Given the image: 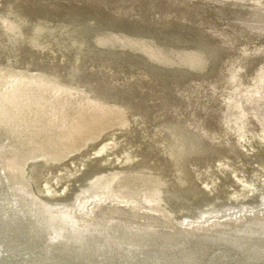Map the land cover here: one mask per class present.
Listing matches in <instances>:
<instances>
[{"label": "bare ground", "instance_id": "bare-ground-1", "mask_svg": "<svg viewBox=\"0 0 264 264\" xmlns=\"http://www.w3.org/2000/svg\"><path fill=\"white\" fill-rule=\"evenodd\" d=\"M106 1L147 6L148 19L155 5L171 26L196 16L164 6L166 0ZM235 16L264 22V13ZM0 18V264H264L258 195L228 201L237 199L243 180L264 170V148L248 150L244 135L221 120L218 103H208L202 116L196 109L188 120L174 121L152 102L160 93L154 82L169 88L176 76L211 80L222 49L184 35L100 26L77 10L48 20L26 13L19 0H4ZM8 18L33 26L25 40L14 43ZM41 27L63 29L60 45L44 48L35 35ZM188 28L201 36L200 27ZM166 46L177 50L167 53ZM176 52L209 55L213 63L203 71L174 65L168 59ZM114 63L121 67L102 78ZM247 68L264 71V60ZM262 74L246 78L250 97L261 95ZM120 142L130 146L104 160ZM79 157L88 165L63 189L64 200L40 192L41 177L63 174L59 167ZM198 190L210 197L191 209Z\"/></svg>", "mask_w": 264, "mask_h": 264}, {"label": "rangeland", "instance_id": "rangeland-1", "mask_svg": "<svg viewBox=\"0 0 264 264\" xmlns=\"http://www.w3.org/2000/svg\"><path fill=\"white\" fill-rule=\"evenodd\" d=\"M3 2L4 0H0V7ZM19 4L26 13L48 20H51L53 14L61 12L72 17L77 10L90 15L100 26L125 28L122 30L129 32L144 29L159 34L184 35L202 44L218 46L222 49L223 58L216 76L209 81L201 82L191 78L183 80L181 76H176L169 88L163 82H154L152 87L158 88L160 93L156 97L158 100L154 96L152 102H157L158 112L170 110V119L174 121L180 120L181 116L185 121L188 120L196 109H199L202 116L205 114L208 103H218L222 108L221 120H225V124L231 126L234 135H244L249 141L248 150L260 152V149L264 148V145L258 146L255 140L257 138L264 142V81H261L260 85L261 95L250 97L251 92L248 87L250 79H246L249 75L251 77L253 72L256 75L255 78L261 77L264 72L261 69L248 72L249 68H247L250 62L264 60V22L258 25V23L239 20L235 16L243 11L252 14L264 13V0H166L164 6L175 4L179 11L188 9L196 15L191 21L183 18L177 26L168 24V15L165 11L158 8L159 12L156 14L155 5L150 8L152 19H148L147 6L128 1L19 0ZM188 26L200 27L201 36L194 33ZM114 64L115 67L113 64L111 66L112 73L103 70L102 78L115 74L117 68L121 67L117 63ZM129 146L130 144L126 142H120L117 147L111 145L103 155V159L111 160L114 152L125 150ZM86 165H88L86 161L79 157L69 167H59L61 168L59 170H64V178H60L63 174L56 170L47 173L39 179L40 192L43 195L64 200L68 194H64L63 189L70 190V186H73L78 176L86 170ZM199 178L198 182L203 186L205 179ZM254 190H260L262 193L254 194ZM256 195L259 197L258 204L264 208V170L261 168H258L250 179L242 181L237 199L228 201L235 203L234 201L240 199L241 202H247L249 201L246 200L247 198ZM207 197L209 198L210 194L206 191L195 192L190 198L191 209L198 208L197 204ZM240 206L250 207L248 204ZM182 222L189 223L190 218H185ZM235 228L229 227L231 230ZM216 232H222V230Z\"/></svg>", "mask_w": 264, "mask_h": 264}, {"label": "water", "instance_id": "water-1", "mask_svg": "<svg viewBox=\"0 0 264 264\" xmlns=\"http://www.w3.org/2000/svg\"><path fill=\"white\" fill-rule=\"evenodd\" d=\"M8 19H9V21L13 22V26H14L13 29L15 31L13 36L15 38H18L17 40L14 41L15 44L17 42H19V37L21 39H23L24 34L26 32L32 31L30 28L33 27V26L31 24H29L27 21H24V20L21 21V20H15V19L12 20L11 18H8ZM0 23H1V21H0ZM55 29H59V28H55ZM61 30H63V29L51 30V31H54V32L51 33L48 29H46V27H41V28H36V33L35 32L34 33H35V35L37 34V36H38L37 38H41L42 39L40 41H43V43H40V44H42V46L44 48H47V44L50 43V42H53L56 45H60V44H58L59 42H57L58 39L61 38L59 36H61V34H66V33H64L65 31H61ZM74 36H75V34H74ZM25 37H27V36L25 35ZM57 37H59V38H57ZM23 40H25V38ZM37 40L39 41V39H37ZM20 42H22V41H20ZM152 42L153 41H150V43H152ZM152 44L155 45V43H152ZM166 47H167L166 49H170V50H166V51H168L167 53L172 54V53L175 52V51H171V50L172 49H176V48H172V47H169V46H166ZM14 48L15 47H13V49ZM161 50L165 51V49H162V48H161ZM0 51L2 52L1 49H0ZM181 55L182 56H180L176 52L175 55H173V56L171 55L173 60L168 59V61L170 60L171 63L174 64V65L189 67V68H192L193 70H198V71H203V70L209 69L210 65L213 63V60L211 59V56H209V55L198 54V55H195V56H193V55H189L188 56V54H185V53H182ZM190 56H192L191 59H190ZM13 63L18 65V66L20 65V64H18L19 62L17 61V59L16 60L14 59ZM169 63L170 62H168V64ZM40 74L44 75L42 73H40ZM46 74H48V73H46ZM222 206H224V205L220 204L219 207H222Z\"/></svg>", "mask_w": 264, "mask_h": 264}]
</instances>
